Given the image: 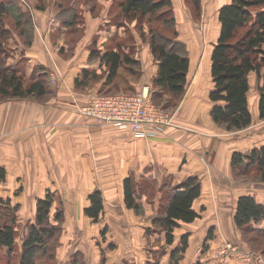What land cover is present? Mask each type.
Masks as SVG:
<instances>
[{
  "label": "crops",
  "instance_id": "obj_1",
  "mask_svg": "<svg viewBox=\"0 0 264 264\" xmlns=\"http://www.w3.org/2000/svg\"><path fill=\"white\" fill-rule=\"evenodd\" d=\"M18 1L30 7L34 38L32 45L26 47L18 33H13L14 59L8 66L19 69L29 79L44 72L50 80L52 94L39 102L21 100L0 105V169L5 174L4 180L0 181V200L20 196L24 200L17 202L20 212L30 209L29 213L34 215L37 200L51 193L61 200L70 223L77 220L76 216L85 215L90 206L89 196L100 192L104 199L103 216L108 218L105 219L107 230L110 231L114 225L115 232H122L117 235L118 243H114L117 249L112 252L111 262L127 264L146 256L143 247L146 243L141 238L144 230L151 227V220L145 218L158 213L164 190L162 186L178 188L186 180L198 178L202 195L193 208L199 219L190 225L182 224L174 234L176 244L183 235L190 236L183 264H248L234 256L222 257L219 251L225 244L238 246L242 252L249 251L242 246L244 242L233 221L237 200L242 196H252L264 203V197L259 190L239 188V183L232 178L231 160L235 153L246 154L264 147V121L259 119V94L255 90L254 75L251 76L248 99L253 118L251 128L228 134L219 129L210 117L213 106L209 100L213 89L211 56L220 25H217L215 34H206L209 43L194 32L179 37L187 46L190 57L186 96L174 113L173 126L165 129L158 138L144 140L135 138L128 130L100 125L78 111L87 104L90 92L96 91L100 83L102 87L106 81L107 67L99 61L89 62L92 50L102 54L115 48L117 40L123 46V52L141 62V79L130 83L133 93L146 87L151 89L157 76L158 63L151 55L148 43L135 33H125V36L114 31L102 33L99 32L100 25L93 33L84 31L83 7L91 4V16L104 23L109 10L116 9L114 3L117 2L112 4L103 0L108 5L106 8L101 0H60L56 4L52 0ZM170 1L174 4L175 0ZM232 1L217 0L212 4L210 9L217 7L214 20L218 18L219 9ZM95 2H98V8ZM60 5L78 11L80 29L76 33L66 29L58 32L50 27L52 16L54 13L57 16L56 8ZM117 15L116 9L111 19ZM56 22L60 24L59 20ZM129 36L137 52L132 49ZM108 41L112 46H107ZM94 43L96 48L92 47ZM44 46L46 49L50 47L54 58L48 57ZM86 70L97 72L102 78L86 89L77 90L75 82ZM124 77L129 81V76ZM118 93L123 92L120 90ZM130 177L136 188L152 187L149 195L141 200L145 217L137 216L125 205L124 181ZM85 219L81 221L82 228L90 223L86 216ZM211 229L214 230V240L204 252L203 244ZM22 240H16L18 255ZM63 252H68L65 246ZM6 253V249L0 250V261L6 260ZM14 263L18 264L17 261Z\"/></svg>",
  "mask_w": 264,
  "mask_h": 264
},
{
  "label": "trees",
  "instance_id": "obj_2",
  "mask_svg": "<svg viewBox=\"0 0 264 264\" xmlns=\"http://www.w3.org/2000/svg\"><path fill=\"white\" fill-rule=\"evenodd\" d=\"M186 1L192 5L196 17H201V0ZM115 7L123 20L137 21L138 25L148 26V36L142 26L139 37L148 43L151 55L158 63V73L151 88L153 103L168 110H177L189 87L190 57L187 46L179 41L172 2L118 0ZM56 9L61 27L76 33L80 26L78 11L62 5ZM218 22L219 37L211 56L213 89L209 100L213 106L210 117L219 129L228 134H236L253 125L248 100L252 75L256 78V91L259 94V119L264 121V0H233L219 9ZM14 32L18 33L24 46L30 47L34 38L33 17L18 0H0V104L21 100L43 101L52 94L46 75L28 80L16 68L6 65L5 59L9 58L6 47ZM116 41V50L110 48L102 54L92 50L90 54V63L99 61L107 67L103 87L115 86L116 81L122 75L125 76L126 72L134 77L135 82L142 77L141 62L123 52V46ZM100 78L97 72L83 71L75 87L77 90L86 89ZM231 169L236 180L254 175L256 181L264 184V147L246 154H233ZM4 178V170L0 169V181ZM136 187L133 178L124 181V201L128 210L142 216L144 209L141 200L152 191V187ZM162 188L161 206L151 219V227L145 229L144 237L150 247L159 249L163 256L167 255V248H173L165 264H180L189 249L190 236L183 235L175 244L174 234L182 224L190 225L199 219L193 206L202 195V186L198 178H192L178 188L168 189L167 185ZM55 200L51 193L37 200L35 221L23 238L19 255L16 240L20 207H12L10 201L0 200V250H7V264H14L15 257L19 259L18 264L56 262L65 217L63 210H56L53 214ZM88 200L90 206L85 210V216L96 224L104 215V199L96 191ZM233 221L247 246L264 257V203L252 196L240 197ZM213 240L214 230L211 229L203 244L204 252ZM101 256L100 264H106L103 250ZM153 261L148 264H163L160 257H155ZM72 264H85L83 254L78 253Z\"/></svg>",
  "mask_w": 264,
  "mask_h": 264
},
{
  "label": "rangeland",
  "instance_id": "obj_3",
  "mask_svg": "<svg viewBox=\"0 0 264 264\" xmlns=\"http://www.w3.org/2000/svg\"><path fill=\"white\" fill-rule=\"evenodd\" d=\"M56 2L60 1V0H52V2ZM117 2L118 0H106V2ZM217 0H201V6H202V12H201V17L197 18L196 14L193 11L192 5L186 1V0H175L174 4H172V13L173 16L176 20V30L178 32L179 37L184 35L187 32H194V33H198L200 34V36L202 37V39H205L204 41H206V43H209L208 38H206V34L209 35V32L215 34L217 31V25H219L218 23V18L217 20L215 19V15L214 12L217 11V7L212 10L210 9V7H212V4H215ZM97 4V8L99 6L98 2H95ZM23 4V3H22ZM54 4V6H55ZM101 4H105V2L103 0H101ZM27 10L30 9L29 6H26L25 4H23ZM106 8H107V4H105ZM116 6V4L114 3V7ZM93 8L91 4L88 3L87 7H83V12L85 15V19L86 22L84 21V31L88 34L93 33L96 31L97 26H101V29L99 32L105 33V32H121L123 35L126 34H131V33H135V35H138L139 37V30L142 28H144V33L146 34V36H148V26L146 25H141L137 23V21H133V22H128L123 20L121 17H119V12H118V18L117 16L112 20V16L111 14L114 15V13H116V9H110L109 10V15L107 17V20L102 23V22H98L94 17H92L90 13V9ZM96 8V9H97ZM53 9H55L53 7ZM118 11V10H117ZM53 20L51 23L52 29L56 28L59 31H61L63 28L61 27V23L57 25L56 20L58 19V15L52 16ZM92 17V18H90ZM112 21H111V20ZM98 22V23H97ZM82 24V26H83ZM57 25V26H56ZM121 28H119V26ZM51 29V30H52ZM80 29V26H79ZM34 31H35V27H34ZM57 31H54V33H56ZM164 34H166V32L164 31ZM125 36V35H124ZM205 37V38H204ZM140 38V37H139ZM128 40L131 42L132 44V49H136L135 44L132 40V38L129 36ZM127 40L128 44L130 45L129 41ZM179 41H181V39L179 38ZM100 41L98 40V43ZM117 42V41H116ZM121 42V41H119ZM182 42V41H181ZM107 46H112L110 41H108ZM15 47L14 45V38L9 40V44L6 47L8 50V57H6L5 61H6V65L9 64V62L11 61V59H14V55L13 53V48ZM93 48H96V43H94V45L92 46ZM91 47V48H92ZM45 48V46H44ZM48 57L50 58H54L53 56V52L50 49L49 46H47V49L45 48ZM137 52V49H136ZM21 74H23L28 80L29 77H27L22 71H20L19 69H17ZM42 76L46 75L48 77L47 74H43L44 72H40ZM129 81L126 80V77L122 76L120 77V79H118L115 84V86L113 87H100V85L98 84V89H96V91H91L90 93H97V92H101L103 94H118V91H122L123 94H128V95H133L136 93H133L134 91H132L133 89H131V82L135 81L133 76L128 75V72L125 73ZM39 77V76H38ZM38 77H34V78H38ZM47 84L48 86H50V80L49 78H47ZM96 85V84H95ZM256 90V88H255ZM151 93H152V89H150ZM100 93V94H101ZM9 102H13V101H9ZM6 103V102H4ZM2 103V104H4ZM0 104V105H2ZM163 107V106H160ZM164 108V107H163ZM165 109V108H164ZM168 110V109H166ZM170 113L174 114L176 112V110H168ZM232 178L234 180V182L239 183V188L241 189H247V190H259V194H261V196L264 197V184L259 183L258 181H256L257 178L254 177V175H250L247 178L244 179H240V180H236L233 176L232 173ZM242 178V177H241ZM18 197V198H17ZM20 196H16L14 195V198L12 199H7L6 201H10L12 204V207L17 206V202H23L24 200L19 198ZM46 197V196H45ZM44 197V198H45ZM43 198V199H44ZM55 204H54V211L53 214L55 213L56 210H63V205L60 199L55 198ZM28 201H34V200H28ZM37 203V202H36ZM36 203H35V212L34 215H32L31 213H29L30 209L24 210L23 213L20 212V209L18 211V225H17V241H20V239L22 240L23 238L26 237L27 235V231L30 227V225L35 221V213H36ZM19 206V205H18ZM161 206V203H160ZM20 207V206H19ZM64 212V211H63ZM144 216V215H142ZM65 217V221L63 224V231L62 234L59 238L58 241V249H57V259L56 262L53 264H72V262L74 261V257L78 254V253H82L84 256V260H85V264H100L101 260H102V256H101V251L103 250L105 252V259H106V264H113L111 262V257H112V252L113 250L117 249L114 246V243H118V238L117 235H120L122 232H115V230L113 229L114 225H111L112 228L109 230L107 227L108 222H105V219H108L107 217L102 216L101 220L98 223H101L100 225H98V223L93 224V222L90 220L89 225H87L86 228H82V224L81 221H86L87 219H85V215L84 216H76L77 220L74 219L73 222L70 221V223H68L67 220V216L64 214ZM110 219H112V216H109ZM145 217V216H144ZM153 216L149 217V218H145L148 220H151ZM107 221V220H106ZM105 222V223H104ZM24 224V225H23ZM23 228V230H22ZM104 234V235H103ZM23 235V238H22ZM145 230L142 234V242H144L145 246H143L145 248V254L144 258L141 259L139 258V256H136V258H139V261H134L127 264H148L153 263V259L155 257H160V261L165 264L167 263V261L169 260V255L168 253L173 249L171 248H167V255L163 256L161 251L159 249H153L150 247V245L148 244V242L145 240ZM241 240L243 241V238L241 237ZM23 241V240H22ZM244 242V241H243ZM176 244V243H175ZM64 246L66 247V249L68 250L67 253L63 252ZM242 246L244 248H246L247 250L260 255L258 252L252 250L249 246H247V244L244 242V244H242ZM61 249V250H60ZM60 251V253H59ZM72 252V253H71ZM17 255H18V251H17ZM70 256V257H69ZM261 256V255H260ZM1 257V255H0ZM264 260V257L261 256ZM1 259V258H0ZM18 257H15V261L18 262ZM95 261H94V260ZM186 260V255L184 257V260L180 263L183 264V262ZM14 261V262H15ZM0 264H7L6 260H1ZM16 264V263H14ZM197 264V263H196Z\"/></svg>",
  "mask_w": 264,
  "mask_h": 264
},
{
  "label": "built area",
  "instance_id": "obj_4",
  "mask_svg": "<svg viewBox=\"0 0 264 264\" xmlns=\"http://www.w3.org/2000/svg\"><path fill=\"white\" fill-rule=\"evenodd\" d=\"M80 114L100 125H111L132 132L137 139L150 140L164 134L173 126L174 114L153 103L150 88L128 95H89L85 106L78 108ZM222 257L234 256L248 264H264L263 258L251 251L242 252L238 246L225 244L219 251Z\"/></svg>",
  "mask_w": 264,
  "mask_h": 264
},
{
  "label": "bare ground",
  "instance_id": "obj_5",
  "mask_svg": "<svg viewBox=\"0 0 264 264\" xmlns=\"http://www.w3.org/2000/svg\"><path fill=\"white\" fill-rule=\"evenodd\" d=\"M216 11V10H215Z\"/></svg>",
  "mask_w": 264,
  "mask_h": 264
}]
</instances>
